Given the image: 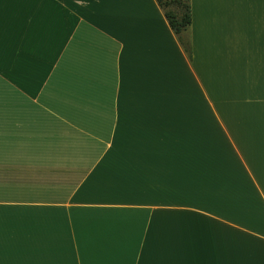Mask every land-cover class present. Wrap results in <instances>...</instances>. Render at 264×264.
Listing matches in <instances>:
<instances>
[{
  "label": "crops",
  "instance_id": "0c3cea01",
  "mask_svg": "<svg viewBox=\"0 0 264 264\" xmlns=\"http://www.w3.org/2000/svg\"><path fill=\"white\" fill-rule=\"evenodd\" d=\"M218 1L190 60L155 0H0V264H264V16Z\"/></svg>",
  "mask_w": 264,
  "mask_h": 264
},
{
  "label": "rangeland",
  "instance_id": "374dc122",
  "mask_svg": "<svg viewBox=\"0 0 264 264\" xmlns=\"http://www.w3.org/2000/svg\"><path fill=\"white\" fill-rule=\"evenodd\" d=\"M205 10L199 9L196 12L197 24L207 21L213 32H218L222 27L234 25L236 27H247L257 25L264 16V3L254 0L241 1H218L205 3ZM200 24V23H199ZM189 40L186 35H183Z\"/></svg>",
  "mask_w": 264,
  "mask_h": 264
},
{
  "label": "trees",
  "instance_id": "16d2710c",
  "mask_svg": "<svg viewBox=\"0 0 264 264\" xmlns=\"http://www.w3.org/2000/svg\"><path fill=\"white\" fill-rule=\"evenodd\" d=\"M162 10L165 19L173 33L177 36L188 58L191 60L192 52L190 43L183 35L191 24V8L189 0H155Z\"/></svg>",
  "mask_w": 264,
  "mask_h": 264
}]
</instances>
